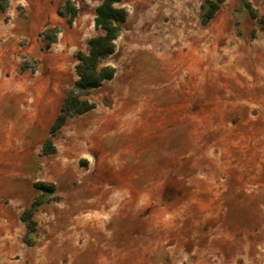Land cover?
Wrapping results in <instances>:
<instances>
[{"label": "rangeland", "instance_id": "374dc122", "mask_svg": "<svg viewBox=\"0 0 264 264\" xmlns=\"http://www.w3.org/2000/svg\"><path fill=\"white\" fill-rule=\"evenodd\" d=\"M67 1L0 0V264H264V0H121L115 76L52 136L103 32Z\"/></svg>", "mask_w": 264, "mask_h": 264}, {"label": "trees", "instance_id": "16d2710c", "mask_svg": "<svg viewBox=\"0 0 264 264\" xmlns=\"http://www.w3.org/2000/svg\"><path fill=\"white\" fill-rule=\"evenodd\" d=\"M121 0H103L97 7L95 26L103 32L89 41V52L79 51L77 54L79 63L77 65L78 80L69 91L60 113L51 126V135L54 136L72 115H79L96 108V104L90 100L93 89L100 87L104 81L112 79L116 74V68L103 63L105 57L113 54L116 49V40L126 19V11L116 6ZM223 0H209L203 14V22L208 23L220 8ZM66 9L73 10L71 2H66ZM264 25V18H263ZM55 42V40H52ZM56 148L52 137L44 144V153H53ZM38 203L26 211L27 219L35 224L33 215Z\"/></svg>", "mask_w": 264, "mask_h": 264}, {"label": "crops", "instance_id": "0c3cea01", "mask_svg": "<svg viewBox=\"0 0 264 264\" xmlns=\"http://www.w3.org/2000/svg\"><path fill=\"white\" fill-rule=\"evenodd\" d=\"M20 1L24 5L23 11H26L25 13H27L26 14L27 16L22 15L23 17H21V18L24 19L23 21H29V23H30V22H33V20L36 17L40 18L41 16H43L44 20L40 26H45V25L48 26L50 23H52L53 21H55L57 19L58 14L55 11V9H57V7H54L52 5V3H51L52 0H46L47 3L49 4V5H47V7H49V9H47V10H49L48 15H47V12H45V10L41 11V9L46 8V7H39L38 4L35 3L34 0H27V2L26 1L23 2L22 0H20ZM9 10H12V9L10 8ZM6 13H7V11L6 12L1 11V14L3 15V17L0 18V28H5L7 25H10V24H7L5 22ZM16 16H17V18L15 16H13V19L11 20L12 24H14L15 23L14 21H17L20 18V16L18 14Z\"/></svg>", "mask_w": 264, "mask_h": 264}, {"label": "bare ground", "instance_id": "6f19581e", "mask_svg": "<svg viewBox=\"0 0 264 264\" xmlns=\"http://www.w3.org/2000/svg\"><path fill=\"white\" fill-rule=\"evenodd\" d=\"M258 64V63H257ZM255 69V68H254Z\"/></svg>", "mask_w": 264, "mask_h": 264}]
</instances>
